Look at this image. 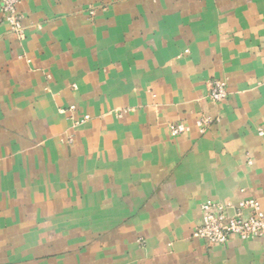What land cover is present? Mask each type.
I'll return each instance as SVG.
<instances>
[{"label":"crops","instance_id":"obj_1","mask_svg":"<svg viewBox=\"0 0 264 264\" xmlns=\"http://www.w3.org/2000/svg\"><path fill=\"white\" fill-rule=\"evenodd\" d=\"M19 12L24 40L0 12V264H264V236H193L205 202L264 211V0Z\"/></svg>","mask_w":264,"mask_h":264},{"label":"built area","instance_id":"obj_2","mask_svg":"<svg viewBox=\"0 0 264 264\" xmlns=\"http://www.w3.org/2000/svg\"><path fill=\"white\" fill-rule=\"evenodd\" d=\"M22 1L0 0V12L9 22L11 31L20 40L25 39L27 29L19 12ZM209 97L214 103L226 100L228 98L226 81L214 79L210 84ZM71 109L74 110L75 107ZM217 119L211 115L201 116L197 121L200 132L205 133ZM168 127L173 136L182 135L190 130L184 122L170 123ZM201 209L203 221L194 230L193 236L205 240L210 245L227 244L234 236L241 240H253L264 236V211L257 198H247L237 202L208 201L202 204Z\"/></svg>","mask_w":264,"mask_h":264}]
</instances>
